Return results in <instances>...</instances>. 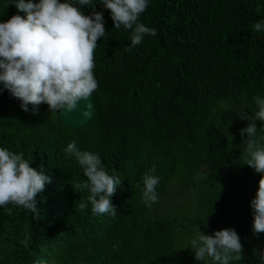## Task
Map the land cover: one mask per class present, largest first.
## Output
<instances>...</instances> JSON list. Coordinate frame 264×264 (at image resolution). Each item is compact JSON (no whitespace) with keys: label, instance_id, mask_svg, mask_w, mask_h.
Masks as SVG:
<instances>
[{"label":"trees","instance_id":"1","mask_svg":"<svg viewBox=\"0 0 264 264\" xmlns=\"http://www.w3.org/2000/svg\"><path fill=\"white\" fill-rule=\"evenodd\" d=\"M9 2L0 0V20L23 17ZM93 2L83 11L103 12L106 35L94 52L96 111L87 124L69 129L46 104L25 112L0 94V147L51 177L36 214L0 207V264H202L191 241L225 228L241 238L234 264H258L264 233L253 235L250 201L261 174L245 164L241 129L251 121L241 115L254 117V97L264 98V32L254 28L264 0H151L139 20L158 34L130 51L131 31ZM256 123L259 139L264 122ZM73 140L122 180L111 197L116 216L79 206L89 192L64 151ZM153 165L158 201L147 207L143 177Z\"/></svg>","mask_w":264,"mask_h":264},{"label":"clouds","instance_id":"2","mask_svg":"<svg viewBox=\"0 0 264 264\" xmlns=\"http://www.w3.org/2000/svg\"><path fill=\"white\" fill-rule=\"evenodd\" d=\"M110 10L115 28L123 26L130 30V51L140 45L146 36H157V30L145 26L139 17L151 0H99ZM18 12L7 21L0 20V94L7 90L21 103L23 111L35 113L39 105L46 104L51 113L71 112L85 102L83 115H91L93 94L98 89L94 75V52L97 41L105 37V21L102 11L85 15V6L92 8L93 0H10ZM8 4V5H9ZM257 32H264V21L254 25ZM258 111L255 116L241 115L250 120L241 129L246 162L256 173L261 174L255 197L250 201L253 210V235L264 233V137L257 139V121L264 122V98L254 97ZM82 167L87 182L78 185L87 190L86 201L80 207L91 205L94 216H116L111 197L120 188L122 180L109 174L102 166L99 154L82 151L75 140L65 148ZM153 165L143 177L142 197L145 206L158 201L157 188L160 177L155 175ZM51 183V177L30 166L23 153L0 147V207L13 204L33 214L38 212L37 197ZM117 247V245H113ZM194 258L202 264H234L242 260L241 238L234 228L215 231L212 235L200 232L198 239L191 241ZM258 264H264V249L255 251Z\"/></svg>","mask_w":264,"mask_h":264},{"label":"water","instance_id":"3","mask_svg":"<svg viewBox=\"0 0 264 264\" xmlns=\"http://www.w3.org/2000/svg\"><path fill=\"white\" fill-rule=\"evenodd\" d=\"M89 102H91L93 104V108L91 111V115L88 117H85L83 115V112L85 110V102L81 101L78 104V107L71 111V112H66V111H62L61 113H59L62 124L69 128V129H79L82 126H84L85 124H87L95 115V111H96V103H95V98H89ZM202 173H205L204 170H202Z\"/></svg>","mask_w":264,"mask_h":264},{"label":"rangeland","instance_id":"4","mask_svg":"<svg viewBox=\"0 0 264 264\" xmlns=\"http://www.w3.org/2000/svg\"><path fill=\"white\" fill-rule=\"evenodd\" d=\"M165 208H166V209H169V206L165 205Z\"/></svg>","mask_w":264,"mask_h":264}]
</instances>
